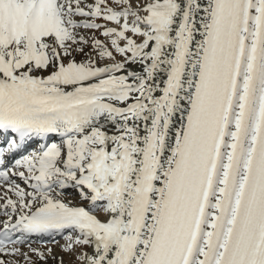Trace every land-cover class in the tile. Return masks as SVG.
Returning a JSON list of instances; mask_svg holds the SVG:
<instances>
[{
    "label": "snow or ice",
    "instance_id": "1",
    "mask_svg": "<svg viewBox=\"0 0 264 264\" xmlns=\"http://www.w3.org/2000/svg\"><path fill=\"white\" fill-rule=\"evenodd\" d=\"M49 261L264 264V0H0V264Z\"/></svg>",
    "mask_w": 264,
    "mask_h": 264
},
{
    "label": "bare ground",
    "instance_id": "2",
    "mask_svg": "<svg viewBox=\"0 0 264 264\" xmlns=\"http://www.w3.org/2000/svg\"><path fill=\"white\" fill-rule=\"evenodd\" d=\"M63 243H64V241L63 240H60V244H63ZM49 246L55 247L57 254H60V252H59V245H49ZM65 259L68 260L69 258L68 257H65ZM49 262H50V264H55L54 261H49Z\"/></svg>",
    "mask_w": 264,
    "mask_h": 264
},
{
    "label": "rangeland",
    "instance_id": "3",
    "mask_svg": "<svg viewBox=\"0 0 264 264\" xmlns=\"http://www.w3.org/2000/svg\"><path fill=\"white\" fill-rule=\"evenodd\" d=\"M49 264H50V262H49Z\"/></svg>",
    "mask_w": 264,
    "mask_h": 264
}]
</instances>
